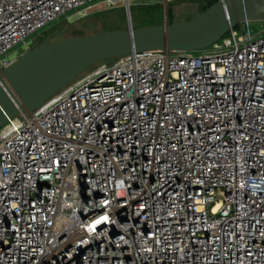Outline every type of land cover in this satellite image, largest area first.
<instances>
[{
  "label": "built area",
  "instance_id": "2783aa9c",
  "mask_svg": "<svg viewBox=\"0 0 264 264\" xmlns=\"http://www.w3.org/2000/svg\"><path fill=\"white\" fill-rule=\"evenodd\" d=\"M125 1L0 0V71L62 17ZM250 25L98 64L9 120L0 264H264V27Z\"/></svg>",
  "mask_w": 264,
  "mask_h": 264
},
{
  "label": "water",
  "instance_id": "95a60500",
  "mask_svg": "<svg viewBox=\"0 0 264 264\" xmlns=\"http://www.w3.org/2000/svg\"><path fill=\"white\" fill-rule=\"evenodd\" d=\"M188 14V21L176 17L172 24L84 37L64 39L62 32L22 54L0 71V129L40 109L98 64L133 52L205 50L243 23L264 22V0H218Z\"/></svg>",
  "mask_w": 264,
  "mask_h": 264
},
{
  "label": "rangeland",
  "instance_id": "374dc122",
  "mask_svg": "<svg viewBox=\"0 0 264 264\" xmlns=\"http://www.w3.org/2000/svg\"><path fill=\"white\" fill-rule=\"evenodd\" d=\"M208 6V1L200 0H130L128 9L126 4L122 3L115 8L100 6L96 8L94 14L88 17L73 12L69 17H62L39 33L34 34L30 38L31 44L28 50L20 51V48H16L10 52L9 56L11 60H15L45 41H55L56 37L62 32H65L63 38L69 39L112 31H123L128 30L130 27L138 29L161 26L172 24L176 17H180L181 21H188L191 19L189 12H204ZM250 26L252 32L258 34L262 31L264 22H252ZM105 63L108 62L101 64ZM99 65H96L84 75L90 74Z\"/></svg>",
  "mask_w": 264,
  "mask_h": 264
},
{
  "label": "trees",
  "instance_id": "16d2710c",
  "mask_svg": "<svg viewBox=\"0 0 264 264\" xmlns=\"http://www.w3.org/2000/svg\"><path fill=\"white\" fill-rule=\"evenodd\" d=\"M213 4H215V3H209V6L207 7V8H205V9H208L209 7H211Z\"/></svg>",
  "mask_w": 264,
  "mask_h": 264
},
{
  "label": "snow or ice",
  "instance_id": "6c2138e0",
  "mask_svg": "<svg viewBox=\"0 0 264 264\" xmlns=\"http://www.w3.org/2000/svg\"><path fill=\"white\" fill-rule=\"evenodd\" d=\"M103 219H107V217H103ZM96 223H99V221H97Z\"/></svg>",
  "mask_w": 264,
  "mask_h": 264
},
{
  "label": "flooded vegetation",
  "instance_id": "af4514ba",
  "mask_svg": "<svg viewBox=\"0 0 264 264\" xmlns=\"http://www.w3.org/2000/svg\"><path fill=\"white\" fill-rule=\"evenodd\" d=\"M192 12V11H191ZM191 12H189V13H191ZM51 41V40H50Z\"/></svg>",
  "mask_w": 264,
  "mask_h": 264
}]
</instances>
